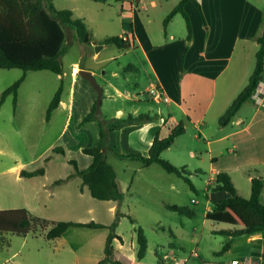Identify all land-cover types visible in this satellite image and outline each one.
<instances>
[{
	"label": "rangeland",
	"instance_id": "1",
	"mask_svg": "<svg viewBox=\"0 0 264 264\" xmlns=\"http://www.w3.org/2000/svg\"><path fill=\"white\" fill-rule=\"evenodd\" d=\"M53 2L54 4L57 2L55 6L58 10L74 9L71 10L73 19L84 21L93 31V40L97 45L90 47L82 45L77 37H72V32L76 33L64 26L67 35L61 58L64 74L57 76L46 71L30 72L20 88L16 109L12 95L6 99L5 104L0 105L1 121L7 128L13 127L20 133L17 138L13 136L9 144L16 157L25 163L34 158L44 157L32 168L38 169L39 165H42L46 170V176L39 180H45L50 184L47 189L39 191L42 203L39 207L40 213L49 215L53 211L57 213L59 210L68 209L72 219L88 223H106L107 226L117 224L115 232L123 242H114V248L117 257L125 264H232L234 259L264 264V259H260L259 254L244 251H256L261 248L264 252V234L258 243H249L246 237L240 238L230 251L219 254L228 237L217 232L226 229L227 226L206 220L205 214L207 209L213 208V203L221 200V195L225 193H215L211 190L213 184L211 160L206 153L204 136L194 129V125L190 124L188 132L180 141L162 155V158L169 162L176 160L189 165L191 174L189 178L194 190L183 178L165 172L159 165L142 167L140 162L120 160L110 151L107 152L108 162L115 167L120 183L124 187L125 200L122 212L126 214L125 216L120 212L118 215H111L102 210V208L107 210L110 205L92 198L80 178L61 185L53 184L74 171L70 161L77 162L81 170H86L90 166L92 158L85 155L81 147L93 148L100 145V123L103 122L107 129H112L118 109L125 112V117L129 114L134 116L137 108L138 116L143 114L155 116L159 115L160 111L167 115L166 106L153 102L146 94V88L151 83L156 84V80L149 79L142 72L141 63L136 58L137 54H140L139 51L123 54L117 46L108 45L106 49L99 50L98 60L93 59L97 48L103 46L100 42L106 37L104 35L119 37L121 25L118 17L123 10H130L127 4L122 9L117 0H53ZM253 3L264 9V0H253ZM173 29L177 35L188 34L186 22L181 15H177ZM162 30L163 28L158 26L155 28L157 33ZM256 51L249 47L244 53L245 59L239 58L240 53L235 54L232 59L233 68L238 70L236 77L240 85H237V89L240 90L237 91H241L249 82L256 66ZM75 63L94 71L97 83L104 91L100 111H96L92 122L84 125H82L84 118L97 103L98 92L80 74L73 77ZM132 66L140 71L134 68L129 70ZM115 72L118 73L117 76L114 75ZM22 76L23 71L19 69H0V96ZM61 85L62 99L66 106L55 110L51 120L47 122V110ZM219 89L213 108L223 98L225 88L223 90L220 86ZM126 91L141 101L127 99L118 94V92L125 94ZM213 110L206 119L210 125L208 128L209 135H212L210 137L216 136L217 128H220L217 120L212 121ZM57 146L63 147L66 154H54L44 163L52 154V148ZM108 146L110 147V144ZM214 150L216 157H219V145L214 146ZM191 151L198 152V155L191 156ZM224 153L227 156L226 149ZM198 157H202L201 163L197 161ZM5 160L13 161L10 157ZM196 168L202 172H195ZM252 172L254 173V170ZM19 192L17 189L14 194L18 195ZM10 194L14 195L12 192H9ZM82 194L84 195L81 198H77ZM168 206L187 207L194 211L195 215L188 217L169 210ZM130 218L135 224L131 223ZM46 222L47 226H52L50 220ZM137 228L144 230L148 240L147 255L143 260L137 258L135 231ZM37 229L36 232L40 234L37 237H22L0 232V264H98L102 260L98 256L100 245L102 249L104 239L110 233L108 228L74 229L72 232L77 233L67 237L68 242L64 239L50 242L43 235L44 230L41 227Z\"/></svg>",
	"mask_w": 264,
	"mask_h": 264
},
{
	"label": "crops",
	"instance_id": "2",
	"mask_svg": "<svg viewBox=\"0 0 264 264\" xmlns=\"http://www.w3.org/2000/svg\"><path fill=\"white\" fill-rule=\"evenodd\" d=\"M117 1L121 4L122 9H124L125 4L130 7V10H123L118 17L121 25L119 37L124 38L132 46L130 50L122 52L123 54H127L130 51L140 52L136 58L141 63L142 72L149 79L154 78L156 84L164 92L166 100L162 103L167 108V115L160 111V114L155 116L143 114L147 118L141 123L134 121L126 122L125 120L129 117H138V108L135 109L134 116L129 114L128 117H125V112L122 109H118L113 119V127L110 129L109 148L111 154L116 158L118 157L115 153L120 155L141 154L142 156H148L150 147L156 137L160 139L167 138L180 123L184 125L186 134L188 126L191 124L194 125V129L201 132V136H204L207 145L206 153L211 160L210 171L213 183L219 173H226L231 177L238 194L241 197L250 198L252 179L261 177L264 180V110H258L252 102H249L242 107L229 125L222 127L219 124V119L247 86L241 91H237L240 90L237 89V85H240L236 77L238 70L233 68L232 59L238 53H240L239 58L241 60L245 59L244 53L249 47L252 50L256 49L258 51L256 39L262 32L264 9L253 3V0H189L185 9L192 22L193 39L191 43H188L187 33L177 35L173 29L177 15L169 23L168 27L164 28L165 19L181 0H143L141 2L142 9L134 8L131 0ZM196 2L201 5V10L198 9ZM55 4L57 5V2ZM71 10L74 11V9ZM157 26L158 28H163V30L157 33L155 31ZM90 31L92 33V45H97L93 40V31L91 29ZM104 36L106 37L102 39L100 44L105 39L112 37L108 34ZM72 37L75 38L77 36L72 32ZM107 47L108 45H103L102 49H106ZM241 53L243 54L241 55ZM99 57L100 53L96 52L93 59L98 60ZM133 68L132 66L129 70ZM76 69L77 73H75ZM80 70H87L95 75L91 69L84 68L75 63L72 71L74 78L78 76ZM134 70L140 71L137 67ZM114 75L117 76L118 73L115 72ZM220 86L223 87V90L225 88L224 94L222 93L223 98L213 108ZM128 93L130 92L126 91L125 94L118 92L120 96H124L127 99L132 98L138 99L136 101H141L140 98L134 95L129 98ZM65 106L62 99L58 109ZM212 109H214L213 116L211 117L212 121L217 120L218 127L220 128H217L216 136L210 137L212 136L208 132L210 125L206 122V119ZM13 136L17 138V136H20V133L13 127L7 128L0 119V211L25 209L32 216L46 221L88 223L82 222L80 219H72V215L68 209L59 210L57 213L53 211L49 215L40 213L39 207L42 203L39 198V191L47 189L50 184L46 183L45 180H39V178H43L46 175L33 179H25L21 176V172L23 170H37L32 168L44 157L40 159L34 158L28 163L21 161L9 147ZM181 137L164 153L172 149L180 141ZM218 145L219 157H216L214 146ZM81 149L83 150L84 147H81ZM225 149L227 156L224 153ZM190 155L197 156L198 152L191 151ZM7 157L12 158L13 161L5 162ZM201 158L198 157L197 159L200 163L202 162ZM170 162L176 167H185L190 173L188 164L176 160ZM39 166L42 167V165ZM112 167L116 172L117 182L123 193L124 187L120 183L118 172L114 166ZM78 168L80 169L79 165ZM253 170L254 173L252 172ZM195 172L201 173L202 171L196 168ZM66 178L63 177L60 180ZM56 182L53 184H56ZM212 186L213 184L211 185V190ZM17 189L20 190L18 195L14 194ZM9 192H12L14 195H9ZM83 195L77 198H81ZM221 196L224 199L227 197V194L225 193V195ZM260 201L264 205V187ZM104 202L110 205V208L107 210L102 208L107 213L118 215L120 212L122 216L126 215L122 212L123 202L121 204L114 201ZM211 210L212 208H209L206 212ZM76 215L78 216L79 214ZM98 224L106 225V223ZM49 227L47 226L43 232L45 237L46 233L51 229ZM74 229L83 228H70L61 238L52 241L58 242L64 239V241L68 242L69 240L67 239L69 238L67 237L77 233L72 232ZM263 234L247 237V240L249 243H258L263 239ZM38 235L40 234H29L22 237H37ZM107 238L108 235L104 239L102 249L101 245L99 249L100 254L98 256L102 260L105 258ZM119 238L115 239L114 242L122 243L123 239L120 236ZM256 246L260 248L259 245ZM122 247L121 245L120 248ZM260 250L244 251L259 254V258L264 259V252L261 248Z\"/></svg>",
	"mask_w": 264,
	"mask_h": 264
},
{
	"label": "trees",
	"instance_id": "3",
	"mask_svg": "<svg viewBox=\"0 0 264 264\" xmlns=\"http://www.w3.org/2000/svg\"><path fill=\"white\" fill-rule=\"evenodd\" d=\"M189 0H181L175 9L164 21L166 29L176 15H181L188 31L187 42L193 39V27L189 14L185 6ZM199 10L201 5L196 2ZM64 26L72 29L80 41L86 47L92 46V33L83 20H74L73 12L70 10H58L53 0H0V69L23 71L21 79L7 88L0 96V105L9 96H13V104L16 109L19 100V91L30 72H51L57 76L64 74L62 64L63 47L66 42V32ZM258 51L256 53V66L249 78L247 86L236 97L226 112L220 117L219 124L222 127L229 125L240 112L242 107L251 102V96L259 82L264 80V18L262 32L256 39ZM103 45H115L121 51L131 49L129 42L120 37H109L102 43ZM183 67V62H182ZM63 85L55 94L47 110L46 121L49 122L52 114L57 110L62 102ZM96 116V104L91 112L84 118L82 125L92 122ZM147 116L141 115L136 118L129 117L126 122L134 121L141 123ZM186 129L179 124L171 134L160 139L156 137L150 147L148 156L136 155H115L124 160L138 161L143 167L159 165L165 172L183 178L194 190V185L189 178L191 175L185 167L179 168L162 158V154L171 148L176 140L184 135ZM111 130L107 129L103 122L100 123V145L93 148H84L83 153L92 158V164L81 171L75 161L69 163L73 165L74 171L64 180H59L56 184L65 183L76 177L80 178L83 186L87 187L92 198L98 201H114L121 204L124 194L121 192L117 182V175L108 162L107 152ZM54 154L65 155V150L61 146L52 148L44 163L49 161ZM45 168L40 167L34 171L23 170L21 176L25 179H33L45 175ZM264 187V180L261 177L253 178L250 198L241 197L231 179L226 173H219L212 186V192H224L227 197L213 203L211 211L206 212L205 218L208 221L225 224L227 229L217 232L228 237L223 249L219 254L230 251L236 240L264 233V205L260 201V196ZM168 209L177 213H182L188 217H193L195 212L187 207L168 206ZM131 219V218H130ZM131 223L135 224L131 219ZM44 231L47 228L46 220L32 216L25 209L1 210L0 211V232L13 233L19 236L36 234L37 228ZM70 228L103 229L108 228V235L105 246V258L98 264H125L116 255L113 247L115 239H120L115 230L117 224L106 226L95 222H52L51 229L46 233L47 240L61 238ZM138 260H143L147 255L148 240L142 228H137Z\"/></svg>",
	"mask_w": 264,
	"mask_h": 264
},
{
	"label": "built area",
	"instance_id": "4",
	"mask_svg": "<svg viewBox=\"0 0 264 264\" xmlns=\"http://www.w3.org/2000/svg\"><path fill=\"white\" fill-rule=\"evenodd\" d=\"M142 1L143 0H131L133 7L136 9L143 8L141 5ZM146 94H148L149 98L157 104H160L166 100L162 88L155 83L150 84V86L146 90ZM127 95L129 98L130 96H132L130 93H128ZM251 102L258 110H264V80L259 82L255 91L253 92L251 96ZM232 264H259V263L253 261L241 262L239 260H233Z\"/></svg>",
	"mask_w": 264,
	"mask_h": 264
},
{
	"label": "water",
	"instance_id": "5",
	"mask_svg": "<svg viewBox=\"0 0 264 264\" xmlns=\"http://www.w3.org/2000/svg\"><path fill=\"white\" fill-rule=\"evenodd\" d=\"M101 48H102V46L97 48V52H99V50ZM79 74L82 77H84L85 79H87L92 84V86L97 90V92H98V100H97V103H96V111L99 112L101 104H102L103 89L97 83V80H96V78H95V76L93 75L92 72L87 71V70H80Z\"/></svg>",
	"mask_w": 264,
	"mask_h": 264
},
{
	"label": "bare ground",
	"instance_id": "6",
	"mask_svg": "<svg viewBox=\"0 0 264 264\" xmlns=\"http://www.w3.org/2000/svg\"><path fill=\"white\" fill-rule=\"evenodd\" d=\"M75 73H77V69L75 70Z\"/></svg>",
	"mask_w": 264,
	"mask_h": 264
}]
</instances>
